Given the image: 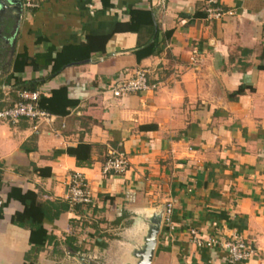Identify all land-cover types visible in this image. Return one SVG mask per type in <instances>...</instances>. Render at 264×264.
I'll return each mask as SVG.
<instances>
[{
	"label": "crops",
	"instance_id": "crops-1",
	"mask_svg": "<svg viewBox=\"0 0 264 264\" xmlns=\"http://www.w3.org/2000/svg\"><path fill=\"white\" fill-rule=\"evenodd\" d=\"M32 1L12 54L0 30V108L17 102L18 83L45 79L52 120L0 121V264H56L64 250L78 264H120L136 223L168 202L151 264H264V0H217L220 19L206 16L211 0ZM137 68L154 88L113 96ZM240 85L253 90L230 100ZM79 144L88 164L68 153ZM110 150L128 157L125 173L102 175ZM74 171L91 205L66 202ZM30 200L35 215L58 210L33 240L11 221ZM191 228L203 241L238 234L251 255L232 263L191 243Z\"/></svg>",
	"mask_w": 264,
	"mask_h": 264
},
{
	"label": "built area",
	"instance_id": "built-area-1",
	"mask_svg": "<svg viewBox=\"0 0 264 264\" xmlns=\"http://www.w3.org/2000/svg\"><path fill=\"white\" fill-rule=\"evenodd\" d=\"M211 5L206 8L207 18L220 19L225 12L217 4V0H211ZM23 7L34 8L37 6L32 0H22ZM193 64H197L198 60L193 58ZM147 70L145 68H137L133 76L117 82L111 89V93L115 97L126 94H141L152 90L153 85L149 84L147 79ZM40 91L22 90L18 93V100L14 104L0 108V121L14 124L20 119H30L35 123L50 122L52 116L48 111L39 107L38 101ZM129 168V160L126 154L119 151L110 150L107 152L101 163V173L103 176L118 175L125 173ZM66 202L70 205H91L93 196L85 177L77 171L71 173L66 186ZM172 214V204L166 203L163 213V220L166 224L170 223ZM189 238L191 243L197 246L216 247L225 251L232 263H239L248 259L251 250L243 238L238 234H233L226 239L210 236L206 240L198 238L197 231L193 228L189 230Z\"/></svg>",
	"mask_w": 264,
	"mask_h": 264
},
{
	"label": "water",
	"instance_id": "water-1",
	"mask_svg": "<svg viewBox=\"0 0 264 264\" xmlns=\"http://www.w3.org/2000/svg\"><path fill=\"white\" fill-rule=\"evenodd\" d=\"M23 12L22 0H0V30L7 28L8 40L11 42V54L14 47V39L19 28ZM1 38H4V36ZM7 40V38H5ZM162 209L148 214L136 223L138 233L126 250V260L120 264H151L156 247L157 234L162 220ZM81 261V260H80ZM82 264H85L82 262ZM89 264H93L92 262Z\"/></svg>",
	"mask_w": 264,
	"mask_h": 264
},
{
	"label": "trees",
	"instance_id": "trees-1",
	"mask_svg": "<svg viewBox=\"0 0 264 264\" xmlns=\"http://www.w3.org/2000/svg\"><path fill=\"white\" fill-rule=\"evenodd\" d=\"M121 28L126 30L127 28H130V27L128 25H125V26H122ZM151 53H152L151 47L148 48L144 52L145 55H149ZM260 58L264 59V50L262 51ZM258 68L264 70V63L261 65H258ZM52 74H50L47 78H49ZM44 81L45 79L20 82L18 83V86L16 87L18 90L15 92H20L22 90H29V91L38 90V86H40V84H42V82ZM246 90L252 91L253 88L248 85H240L237 89H235L234 91L228 94V98L230 100H236L240 95L244 94ZM41 100L43 99L40 96L39 101H38L39 107L44 108L42 106L44 104ZM89 150H90V145L79 144L75 148L68 149V153L76 158L78 164H82V163L88 164L90 159L87 156L85 157L83 152L85 151L88 152ZM1 179L2 177H1V170H0V182H1ZM33 204H34V201L30 200L29 203L26 204V209H24L22 213H17L11 218V221L13 224H16L19 227H25L30 230V240L31 239L33 240L32 238L33 234L42 232L43 220L51 221L54 217L57 216V212H58L57 210V212L53 214V216L51 217L48 216L47 211L45 210L41 211L39 215H35L29 209L30 206H32ZM59 207L62 209V206H59ZM2 208H3V205L0 206V217L2 216ZM45 240H46V236H43L38 243L34 244V247L31 249V252H35V253L39 252Z\"/></svg>",
	"mask_w": 264,
	"mask_h": 264
},
{
	"label": "rangeland",
	"instance_id": "rangeland-1",
	"mask_svg": "<svg viewBox=\"0 0 264 264\" xmlns=\"http://www.w3.org/2000/svg\"><path fill=\"white\" fill-rule=\"evenodd\" d=\"M55 256L56 259H54V261L56 264H78L73 259L68 258V255L65 250L63 251V256L65 257L59 255H55Z\"/></svg>",
	"mask_w": 264,
	"mask_h": 264
},
{
	"label": "flooded vegetation",
	"instance_id": "flooded-vegetation-1",
	"mask_svg": "<svg viewBox=\"0 0 264 264\" xmlns=\"http://www.w3.org/2000/svg\"><path fill=\"white\" fill-rule=\"evenodd\" d=\"M93 264H95V263H93Z\"/></svg>",
	"mask_w": 264,
	"mask_h": 264
}]
</instances>
